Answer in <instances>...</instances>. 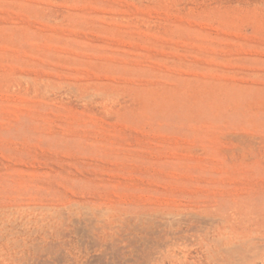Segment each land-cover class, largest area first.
I'll return each mask as SVG.
<instances>
[{"label":"rangeland","instance_id":"1","mask_svg":"<svg viewBox=\"0 0 264 264\" xmlns=\"http://www.w3.org/2000/svg\"><path fill=\"white\" fill-rule=\"evenodd\" d=\"M189 212L264 219V0H0V264H143L161 215L170 264Z\"/></svg>","mask_w":264,"mask_h":264},{"label":"bare ground","instance_id":"2","mask_svg":"<svg viewBox=\"0 0 264 264\" xmlns=\"http://www.w3.org/2000/svg\"><path fill=\"white\" fill-rule=\"evenodd\" d=\"M200 218L204 217L180 213L177 218L180 219V226L189 227L198 236V250L194 255L185 253L183 258H174L170 264H264V219L232 212L216 213L211 220L210 217L205 218L210 220H206L205 224H201ZM168 223L166 217L161 215L134 224L133 242L136 251L142 254L143 264H165L168 253L164 251L163 243L159 242L155 232L160 225Z\"/></svg>","mask_w":264,"mask_h":264}]
</instances>
